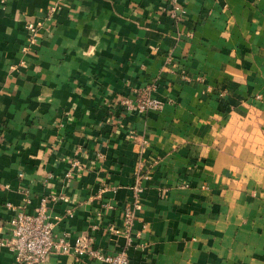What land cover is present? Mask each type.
<instances>
[{
    "label": "crops",
    "instance_id": "1",
    "mask_svg": "<svg viewBox=\"0 0 264 264\" xmlns=\"http://www.w3.org/2000/svg\"><path fill=\"white\" fill-rule=\"evenodd\" d=\"M176 2L180 19L172 0H0V238L7 203L48 197L57 236L128 264H264V0ZM146 86L160 110L115 102Z\"/></svg>",
    "mask_w": 264,
    "mask_h": 264
},
{
    "label": "built area",
    "instance_id": "2",
    "mask_svg": "<svg viewBox=\"0 0 264 264\" xmlns=\"http://www.w3.org/2000/svg\"><path fill=\"white\" fill-rule=\"evenodd\" d=\"M169 8L168 14L173 19H180L185 13L183 6L176 0ZM50 12L55 11V6H51ZM41 22H29L27 28L32 32L30 43H33ZM151 87L142 89L140 96L136 100L128 96L119 95L115 97V102L125 107L127 111L144 113L149 110H160L163 102L150 95ZM69 175V173H68ZM134 200L131 206L127 205L122 211L123 230L110 226L115 233L128 232L131 228L135 213L141 208L139 193L141 187L138 182L133 186ZM53 199H55L53 197ZM48 197H42L34 212H28L20 207H15L7 203V207L13 211L9 222L11 224L10 235L0 238V245L7 246L12 254L14 263H34L44 261L51 253H73L76 256L83 254L91 258L108 262L111 264H128L129 258L125 250L114 253H105L92 246L93 237L90 235H79L73 242H70L68 235H56L54 224L47 218Z\"/></svg>",
    "mask_w": 264,
    "mask_h": 264
},
{
    "label": "rangeland",
    "instance_id": "3",
    "mask_svg": "<svg viewBox=\"0 0 264 264\" xmlns=\"http://www.w3.org/2000/svg\"><path fill=\"white\" fill-rule=\"evenodd\" d=\"M226 92H227V90H226V89H223V90L220 91V94H221V95H224ZM34 263H35V262H34Z\"/></svg>",
    "mask_w": 264,
    "mask_h": 264
}]
</instances>
